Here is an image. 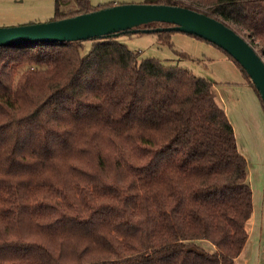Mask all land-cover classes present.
Wrapping results in <instances>:
<instances>
[{"label":"trees","instance_id":"obj_1","mask_svg":"<svg viewBox=\"0 0 264 264\" xmlns=\"http://www.w3.org/2000/svg\"><path fill=\"white\" fill-rule=\"evenodd\" d=\"M142 2L205 12L264 55V0ZM111 4L54 0L50 19ZM89 40L0 45V264H235L252 191L215 82Z\"/></svg>","mask_w":264,"mask_h":264},{"label":"rangeland","instance_id":"obj_2","mask_svg":"<svg viewBox=\"0 0 264 264\" xmlns=\"http://www.w3.org/2000/svg\"><path fill=\"white\" fill-rule=\"evenodd\" d=\"M142 1L90 0L94 5ZM53 13L54 0H0V26L46 21ZM115 38L137 51L138 58L156 57L167 64L191 69L195 74L215 82L214 97L224 106L234 130L237 148L246 159L252 191V214L248 221L252 236L243 246L235 264H264V109L256 92L245 83L238 67L219 48L188 33L172 30L170 46L160 43L154 31L124 32ZM82 41L81 51L85 53L91 41ZM254 48L264 60L257 43ZM179 52L187 56H181Z\"/></svg>","mask_w":264,"mask_h":264},{"label":"water","instance_id":"obj_3","mask_svg":"<svg viewBox=\"0 0 264 264\" xmlns=\"http://www.w3.org/2000/svg\"><path fill=\"white\" fill-rule=\"evenodd\" d=\"M167 26L143 27L151 22ZM179 30L197 35L222 48L246 71L264 105V60L254 46L232 26L205 12L167 3L121 2L58 19L0 26V45L30 42L86 40L126 31Z\"/></svg>","mask_w":264,"mask_h":264},{"label":"crops","instance_id":"obj_4","mask_svg":"<svg viewBox=\"0 0 264 264\" xmlns=\"http://www.w3.org/2000/svg\"><path fill=\"white\" fill-rule=\"evenodd\" d=\"M227 83H231V82H227ZM214 86V85H213ZM221 100V99H220ZM220 103V102H219ZM223 108H224V106H222ZM224 110H225V108H224ZM231 123V122H230ZM234 131V130H233ZM251 236H252V230H249V232H248V237H247V240H246V243L244 244V247L246 246V244L250 241V238H251ZM244 247L242 248V250L244 249ZM242 252V251H241ZM239 256H240V254L236 257V259H235V263H236V261H237V259L239 258Z\"/></svg>","mask_w":264,"mask_h":264}]
</instances>
